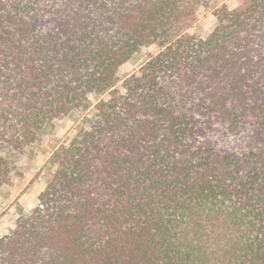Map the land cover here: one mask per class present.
<instances>
[{
	"label": "trees",
	"instance_id": "16d2710c",
	"mask_svg": "<svg viewBox=\"0 0 264 264\" xmlns=\"http://www.w3.org/2000/svg\"><path fill=\"white\" fill-rule=\"evenodd\" d=\"M223 1L0 0V189L10 156L97 99L0 264H264V0L187 33Z\"/></svg>",
	"mask_w": 264,
	"mask_h": 264
},
{
	"label": "rangeland",
	"instance_id": "374dc122",
	"mask_svg": "<svg viewBox=\"0 0 264 264\" xmlns=\"http://www.w3.org/2000/svg\"><path fill=\"white\" fill-rule=\"evenodd\" d=\"M242 1L225 0L200 8L196 13L195 22L191 24L187 33L205 39L217 25L214 12L223 5L230 11L234 10ZM158 49L156 45H152L134 53L122 66L120 76L125 77L136 71L154 56ZM96 100L95 97H91L86 107L73 110L68 115L44 125L37 134L32 148L23 154L9 157L12 164L11 179L0 189V236L12 227L16 219L29 215L38 195L52 176L50 156L61 144L69 142L80 127H87L94 122L91 108Z\"/></svg>",
	"mask_w": 264,
	"mask_h": 264
},
{
	"label": "crops",
	"instance_id": "0c3cea01",
	"mask_svg": "<svg viewBox=\"0 0 264 264\" xmlns=\"http://www.w3.org/2000/svg\"><path fill=\"white\" fill-rule=\"evenodd\" d=\"M208 35H209V33H208ZM200 38L204 39L202 36H200ZM2 227H4V226H2Z\"/></svg>",
	"mask_w": 264,
	"mask_h": 264
}]
</instances>
